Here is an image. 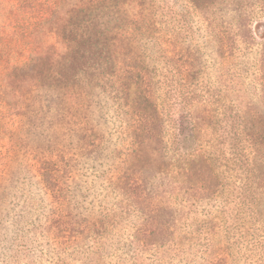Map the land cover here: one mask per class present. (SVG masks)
<instances>
[{
    "label": "rangeland",
    "instance_id": "374dc122",
    "mask_svg": "<svg viewBox=\"0 0 264 264\" xmlns=\"http://www.w3.org/2000/svg\"><path fill=\"white\" fill-rule=\"evenodd\" d=\"M12 10L0 264H264V0Z\"/></svg>",
    "mask_w": 264,
    "mask_h": 264
},
{
    "label": "trees",
    "instance_id": "16d2710c",
    "mask_svg": "<svg viewBox=\"0 0 264 264\" xmlns=\"http://www.w3.org/2000/svg\"><path fill=\"white\" fill-rule=\"evenodd\" d=\"M27 1H33V0H0V34L8 37L7 32V26L11 22V13L13 12L12 9H16V7L19 6V4H23ZM61 0H36L37 4H46L50 6H56L60 4ZM96 1V0H95ZM44 15L41 16V20L44 19ZM30 30V28H29ZM24 31L26 37H30L33 35L32 30L31 31ZM31 51V50H30Z\"/></svg>",
    "mask_w": 264,
    "mask_h": 264
}]
</instances>
